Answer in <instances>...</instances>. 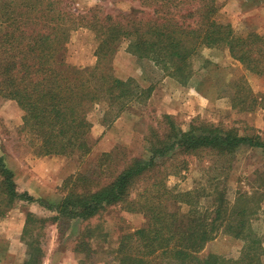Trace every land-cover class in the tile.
Masks as SVG:
<instances>
[{"label": "trees", "instance_id": "16d2710c", "mask_svg": "<svg viewBox=\"0 0 264 264\" xmlns=\"http://www.w3.org/2000/svg\"><path fill=\"white\" fill-rule=\"evenodd\" d=\"M134 1L149 11L145 19L137 17L141 9L88 18L69 10L67 0H0V97L14 101L22 111L20 131L36 157L88 155L94 106L105 104L103 115L114 112L116 119L128 104L149 99L151 88L142 89L134 79L113 74L112 60L123 41L127 53L147 60L180 85L191 80L192 60L201 48H225L246 71L264 77V32L235 33L218 20L217 0ZM80 29L91 30L96 43L89 66L70 63L67 56L72 35ZM240 94L234 93L232 106L250 112L257 100L251 93ZM162 120V133L150 131L142 156L132 157L118 148L103 153L97 160V187L84 175L69 177L63 184L65 194L51 204L19 192L0 156V217L15 203L26 202L49 211L54 223L61 219L83 223L110 207L123 206L143 215L146 223L120 236L118 264H264L263 246L251 231L259 211L256 191L238 194L230 203L216 185L219 175L190 191L166 182L187 168L186 157L198 153L228 159L243 147L264 152L260 136L196 120L182 130L167 114ZM180 156L184 157L179 160ZM208 198L211 205L206 206ZM45 222L26 213L22 235L27 246L34 247L26 264L41 257L31 235L43 230ZM218 233L243 243L239 256L209 254L199 260L198 253ZM79 240L77 250L84 252L85 235V241Z\"/></svg>", "mask_w": 264, "mask_h": 264}, {"label": "rangeland", "instance_id": "374dc122", "mask_svg": "<svg viewBox=\"0 0 264 264\" xmlns=\"http://www.w3.org/2000/svg\"><path fill=\"white\" fill-rule=\"evenodd\" d=\"M67 2L69 10L88 18L92 14L96 17L101 14L126 15L141 9L142 13L137 17L145 19L149 12L134 0ZM217 4L218 20L231 25L238 35L253 30L264 32V0H217ZM95 44L91 30L80 29L73 33L67 53L69 62L91 65ZM126 47L127 42L123 41L113 57V74L122 80L134 79L142 89L151 88V95L144 103L127 105L117 117H126L125 120L108 133L112 136L109 143H103V134H100L111 129L117 118H112L114 112L109 117L103 115L105 104L94 106L89 136L92 147L86 156L36 157L26 136L20 131L22 111L14 101L0 97V156L14 174L19 192H26L51 204L65 194L63 184L69 177L84 175L92 179L90 185L97 187L95 180L100 156L115 148L132 157L142 156L150 131L154 129L162 133L165 127L162 116L165 114L170 115L182 130H187L196 120L234 129L241 135H258L264 142V77L246 71L225 48H201L192 60L191 80L186 85H180L147 60H139L127 53ZM160 85L162 89H159ZM237 91L241 92L240 96L251 93L257 100L250 112L239 111L232 106ZM237 107L244 106L237 104ZM165 108L171 113L163 112ZM185 159L187 168L177 176H169L166 181L168 187L190 191L204 187L207 178L219 175L216 185L226 193L230 203L238 194L250 196L256 191L260 203L258 213L251 221V231L253 238L261 242L264 249V152L259 148L243 147L228 159L207 153ZM135 194L133 192L132 197ZM210 200H204V204L211 205ZM27 212L46 219L43 230H35L31 235L33 241L37 240L42 254L30 264H118L115 252L120 236L146 223L143 215L128 212L123 206L110 207L98 217L83 223L66 219L54 223L52 214L37 203H15L4 217H0V264L28 262L29 252L34 247H28L27 237L22 235ZM81 237L86 243L87 250L84 248V252L77 250ZM242 246L241 241L218 233L198 253L197 258L200 260L209 254H216L235 259Z\"/></svg>", "mask_w": 264, "mask_h": 264}, {"label": "crops", "instance_id": "0c3cea01", "mask_svg": "<svg viewBox=\"0 0 264 264\" xmlns=\"http://www.w3.org/2000/svg\"><path fill=\"white\" fill-rule=\"evenodd\" d=\"M87 1H90V0H87ZM118 58H119V57H118ZM115 63H116V60H115ZM159 89H162L161 85L159 86ZM163 94H164V93H163ZM152 97H153V96H152ZM164 100H166V99H164ZM163 112L171 113L170 110H168L167 108H165ZM121 116H122V115H121ZM125 118H126V117H119V118H117V119L115 120V122L113 123V126H112L111 129L106 130V132H103V131L101 132L100 135L103 134V137H102V142H103V143H109V142H110V139L112 138V136H110V134H108V133H110L109 131H110V130H113L114 128H117V126H118V124L121 122V120H125ZM103 150H104V149H103ZM103 150H102V151H103ZM105 150H107V149H105Z\"/></svg>", "mask_w": 264, "mask_h": 264}]
</instances>
